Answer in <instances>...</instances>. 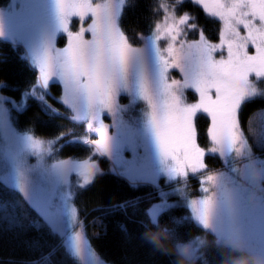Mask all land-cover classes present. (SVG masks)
<instances>
[{"label": "snow or ice", "instance_id": "snow-or-ice-1", "mask_svg": "<svg viewBox=\"0 0 264 264\" xmlns=\"http://www.w3.org/2000/svg\"><path fill=\"white\" fill-rule=\"evenodd\" d=\"M192 3L200 6L207 15L223 22L219 43L206 39L204 31L195 22V16L188 12L176 16L169 5L161 4L165 15L162 23L155 25L151 37L156 72L150 77L141 66L132 81L129 79V68L140 49L132 46L119 23L127 0H105L103 3L95 0H55L68 44L62 50L48 44L42 51L34 53L35 65L40 72L39 86L46 89L52 78H58L64 89L62 102L77 111L83 109L92 122L100 123L94 130L99 132L101 140L91 143L101 150V155L110 151V138L107 126L100 122V114L105 110L112 114L116 112L122 90H134L147 102L150 109L148 122L158 145L162 167L151 183L159 202L146 212L147 222H141L144 229L141 239L151 245L154 251L171 255L159 250L145 238L144 233L150 228L167 226L173 243L187 241L181 239L174 227L162 223V217L178 205L169 202L172 193L166 191L160 182L170 186L179 178L186 179L190 173L196 174L206 169L207 153L224 156L232 152L237 157H247L249 162L238 172L233 168L232 171L237 172L235 176L206 175L202 184L210 185L211 192L209 187H203L202 191L206 195L201 199L190 200L188 206L197 224L216 237L240 236L251 246L264 250V239H256L239 223L242 207H264V203H254L251 195L258 183L257 170L264 167V159L252 154L240 131L238 120V114L246 103L264 98V0H192ZM72 17H78L80 21L91 17V23L73 32L69 30ZM241 25L246 35H241ZM188 30L198 31V40L187 39ZM85 32L92 34L91 40L84 38ZM162 39L167 41L164 48L156 43ZM249 45L254 46V54L249 53ZM217 53L219 58H216ZM173 69L183 74L182 81L170 75ZM186 88L193 89L198 95L196 102H187L184 95ZM34 95L35 91L32 95L25 94L16 100L0 94V113L6 112L9 105L15 110L24 111ZM36 98L42 102L45 110L55 111L43 95ZM198 114H206L210 118L208 136L211 147L207 150L198 143ZM89 127L93 128V124L90 123ZM23 139L25 147L33 154L44 152L43 141L28 133ZM54 168L65 178L75 172L79 177L80 188L90 185L97 173L102 172L91 160L79 163L61 161ZM3 185L17 189L29 200L28 179L23 167L18 169L15 184ZM66 195L72 196L69 188ZM129 206H133V202L113 204L106 211L124 210ZM17 213L18 205L12 212L13 222ZM73 213L75 220L76 208H73ZM8 218L6 205L5 219ZM170 219L173 224L181 223L176 217ZM32 226L39 227V224L34 221ZM120 227L127 233L124 225ZM67 246L79 258L91 257L89 264H103L88 248L82 232L74 231L68 235ZM220 248L223 260L228 250ZM56 251V247H52L49 257ZM47 262L48 257L42 256L41 260L33 261L32 264Z\"/></svg>", "mask_w": 264, "mask_h": 264}, {"label": "trees", "instance_id": "trees-1", "mask_svg": "<svg viewBox=\"0 0 264 264\" xmlns=\"http://www.w3.org/2000/svg\"><path fill=\"white\" fill-rule=\"evenodd\" d=\"M177 1L127 0L119 23L129 42L138 46L140 35L149 34L155 28L161 16L160 5L170 2L177 4ZM10 3L11 0H0V9L10 8ZM180 4L179 10L197 18L196 23L204 31L206 39L218 43L222 21L205 14L200 6L192 3V0H183ZM29 10L32 24L36 26L42 23L40 27L43 28L42 26L47 24L44 21V9L29 6ZM54 16L50 17L51 21ZM51 21L48 22L49 31L54 28ZM76 27L72 26L70 30L77 31ZM196 38L198 36L192 37ZM19 39L0 34V94L16 100L25 94L32 95L34 89H38L36 71L29 66L23 40ZM57 40L59 45H63L67 39L59 36ZM248 51L254 54V46L249 45ZM36 97L38 95L35 94L29 100L24 111L15 110L9 105L10 118L16 130L52 141L50 160L72 158L77 162H83L90 159L102 170L97 173L90 185L84 188H80L78 182L73 185L71 197L72 206L76 208L77 220H80L83 228L84 238L95 258L103 264H176L174 255L156 252L151 245L141 239L144 231L141 222H147L146 212L153 204L159 202L151 183H131L124 176L111 170L109 161L101 154L98 155L91 144L76 139V136L82 134L84 123L70 118L71 112L67 105L61 102L52 103L47 97L44 100L55 110L47 111ZM261 113H264V98H256L243 106L238 117L254 153H260L264 157V121L261 123L259 119ZM209 122L206 114H200L197 119L199 141L204 147H207ZM207 157L209 168L224 166L227 168L219 153ZM236 161L239 160L231 158L226 163L231 165ZM5 183L0 177V264H32L33 261L41 260L42 256L48 257L47 264H89L91 257L75 256L55 226L24 198L23 193L3 185ZM174 198L176 197H171ZM126 201L133 202V206L110 213L106 211L111 205ZM6 205L8 219H5ZM17 205L18 213L13 222L12 212ZM177 205L162 217V223L174 227L183 240H190L196 235L206 236L208 244L201 249L198 264H221L223 253L214 243L216 235L197 224L188 205L181 202ZM171 217L180 219L181 223L173 224ZM34 221L38 222L39 227L32 226ZM121 225L127 228V233L121 230ZM168 243L174 244L171 240ZM52 247H56L57 251L49 257Z\"/></svg>", "mask_w": 264, "mask_h": 264}, {"label": "rangeland", "instance_id": "rangeland-1", "mask_svg": "<svg viewBox=\"0 0 264 264\" xmlns=\"http://www.w3.org/2000/svg\"><path fill=\"white\" fill-rule=\"evenodd\" d=\"M95 2L103 3L105 0H95ZM180 3L182 2L177 1V4L173 2L163 4L169 5L170 10L174 11L176 16H180L185 13L179 10ZM173 5H175L174 8H172ZM29 6H37L39 9H44V21L47 23L44 25L45 28L44 26H42L43 28L40 27V24L43 25L42 23L39 25L36 24V26L32 24L31 18L29 17ZM49 14H52L51 16L55 15L52 21ZM164 15V9L161 8V16L157 23H162ZM49 21L53 23L54 27L62 31L60 33L62 35H58L56 38L63 36V38L67 39L63 45H59L60 43L57 40L59 46L53 45V47L61 50L66 48L68 37L61 28L55 0H11L10 8L0 9V33L15 38L19 37L23 40L28 64L36 71L35 75L38 89H34L35 94L38 96L43 95L44 98L48 97L52 103L57 104L58 102L63 103L61 100V97L64 95L63 84L58 78L54 77L49 81L46 89L40 87V72L39 68L35 65L34 58L35 52L42 51L48 44H53V40H56V38H53L55 30L52 29L49 31L47 28L50 24H48ZM90 23L91 17H86L84 21H80L78 17H72L69 23V30L70 27L77 26L76 30L79 31L81 27H87ZM70 31L76 32L74 29ZM154 31L155 28L149 34L140 35V43L138 46L132 44L133 47L140 49L138 57L134 56L130 64L129 79L132 81L135 80L136 73L141 66L150 77L156 72V57L151 41ZM222 31L223 22L221 24ZM197 32L188 30L187 39L198 40L199 37L192 39V37L198 36ZM240 32L242 36L247 34L242 25L240 26ZM84 38L91 40L92 34L85 32ZM156 43L161 48L167 46V41L163 39ZM218 56L219 53L216 54V57ZM170 75L175 79L183 80V74L178 70L173 69ZM184 95L187 102L190 103L196 102L198 99V95L191 88L184 89ZM117 102L118 107L114 114L107 110L100 114V122L107 126V135L110 138V151L102 156L109 161L111 170L124 176L131 183H152L157 178L162 164L158 145L148 122V114L150 111L148 104L134 90H122ZM67 107L71 112L69 114L70 118L74 119L73 117H76L75 120L84 123L82 134L76 136V139L84 143L88 141L86 144H91L99 155L101 150H98L91 142L101 140L99 132L94 130L100 126V123L92 122L85 115L83 109L77 111L69 105ZM259 119L263 123L264 113L259 114ZM90 123L93 124V128L89 127ZM240 131L243 133L244 139L247 141L252 154L259 159H264L260 153H254L250 141L245 136L241 126ZM25 134L19 132L14 127L10 118L9 107L6 112L0 113V177L10 185L15 184L18 169L23 167L28 179L29 202L63 235V240L67 245L68 235L74 231L83 233L80 220H77V214L74 220L71 202L72 196L68 197L66 195L68 188L72 192L73 185L77 184L79 177H77L75 172H71L65 178L60 174L58 169L54 168V165L61 161H69L71 163L79 162L72 158H64L59 161L50 160L49 153L53 149V142L35 136L36 139L44 142V152L39 155L33 154L25 147L23 139ZM209 147H211V141L210 143L208 141L205 149L207 150ZM49 148L51 149L50 151ZM212 154L214 153L206 154L205 163L207 168L201 170V172L196 174L190 173L186 179L179 178L178 181H173L170 186L165 185L163 181L160 182L166 191L172 193L169 196L170 203L177 204L181 202L184 205H188L190 200L203 198L206 195L202 191L203 187H209L210 192L212 190L210 185L206 183L202 184V180L206 175L225 174L235 176L249 162L247 157H237L234 152L226 153L224 156H220L227 168L224 166L212 169L208 167L209 162L207 161V156L212 157ZM231 158L239 161H236L235 164L227 165L226 161ZM233 168L237 172H233ZM66 179L67 183L65 182ZM172 196L176 198L171 199ZM239 223L246 232L252 233L256 239H264V207H242L239 212Z\"/></svg>", "mask_w": 264, "mask_h": 264}, {"label": "clouds", "instance_id": "clouds-1", "mask_svg": "<svg viewBox=\"0 0 264 264\" xmlns=\"http://www.w3.org/2000/svg\"><path fill=\"white\" fill-rule=\"evenodd\" d=\"M257 185L252 192L254 203H264V167L258 168L256 173ZM145 238L166 254L176 257V264H198L200 252L208 244L206 236L196 235L190 240L179 241L169 245L171 232L167 226L150 228L144 233ZM214 243L228 250L226 258L221 264H264V250L253 247L240 236L231 238L216 237Z\"/></svg>", "mask_w": 264, "mask_h": 264}, {"label": "flooded vegetation", "instance_id": "flooded-vegetation-1", "mask_svg": "<svg viewBox=\"0 0 264 264\" xmlns=\"http://www.w3.org/2000/svg\"><path fill=\"white\" fill-rule=\"evenodd\" d=\"M53 30H55V33H54V37L53 38H56L58 35H62V34H60L62 31L61 30H59V29H57L56 27H54L53 28ZM57 39L58 38H56V40H53V45H55L56 46V44H57ZM199 116H200V114H198V118H199ZM196 125H197V121H196ZM210 127V122H209V126H208V128ZM198 128V127H197ZM208 128H207V132H208ZM199 133H200V131H199V129H198V143H199V145H201L200 143V139H199ZM208 141H209V143H210V140H209V138H208ZM208 141L206 142L207 144H208ZM204 147V146H203ZM212 156V155H211Z\"/></svg>", "mask_w": 264, "mask_h": 264}]
</instances>
